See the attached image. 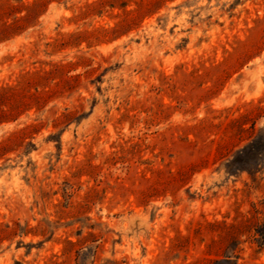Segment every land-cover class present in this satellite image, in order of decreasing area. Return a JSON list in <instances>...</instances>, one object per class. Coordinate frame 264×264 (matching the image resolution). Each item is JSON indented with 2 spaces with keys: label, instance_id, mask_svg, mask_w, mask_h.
Listing matches in <instances>:
<instances>
[{
  "label": "rangeland",
  "instance_id": "374dc122",
  "mask_svg": "<svg viewBox=\"0 0 264 264\" xmlns=\"http://www.w3.org/2000/svg\"><path fill=\"white\" fill-rule=\"evenodd\" d=\"M256 230L264 0H0V264H264Z\"/></svg>",
  "mask_w": 264,
  "mask_h": 264
},
{
  "label": "trees",
  "instance_id": "16d2710c",
  "mask_svg": "<svg viewBox=\"0 0 264 264\" xmlns=\"http://www.w3.org/2000/svg\"><path fill=\"white\" fill-rule=\"evenodd\" d=\"M256 233L258 234L259 238H260V243L264 244V232L261 230H256ZM219 262L218 260L213 261V263H217Z\"/></svg>",
  "mask_w": 264,
  "mask_h": 264
}]
</instances>
